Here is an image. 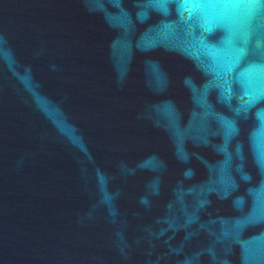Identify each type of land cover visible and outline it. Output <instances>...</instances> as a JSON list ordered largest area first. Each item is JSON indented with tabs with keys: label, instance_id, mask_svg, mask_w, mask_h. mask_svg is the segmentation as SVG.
I'll list each match as a JSON object with an SVG mask.
<instances>
[{
	"label": "water",
	"instance_id": "1",
	"mask_svg": "<svg viewBox=\"0 0 264 264\" xmlns=\"http://www.w3.org/2000/svg\"><path fill=\"white\" fill-rule=\"evenodd\" d=\"M0 264H264V0H0Z\"/></svg>",
	"mask_w": 264,
	"mask_h": 264
}]
</instances>
